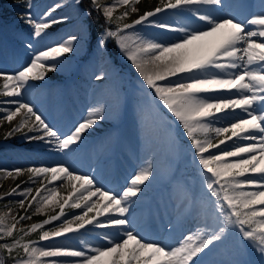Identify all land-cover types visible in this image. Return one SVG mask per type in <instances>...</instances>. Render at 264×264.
Wrapping results in <instances>:
<instances>
[{"label":"snow or ice","instance_id":"1","mask_svg":"<svg viewBox=\"0 0 264 264\" xmlns=\"http://www.w3.org/2000/svg\"><path fill=\"white\" fill-rule=\"evenodd\" d=\"M140 2L88 0L84 16L95 11L105 24L114 25L102 28L98 48L103 50L109 39L114 41L153 101L174 118L187 138L204 189L200 199L189 206L198 218L195 230L175 246H168L129 229L128 214L153 175L150 162L138 168L120 192L103 188L94 176L62 162L0 169V179H16L26 173L28 180L22 184L40 183L30 199L33 187L22 188L21 184L0 194V200L20 197L5 205L7 212L0 213V254H4L0 264H205L201 257L223 242L230 231L244 248L258 253L260 264H264V0L259 13L244 19L231 13L214 16L200 11V6L221 10L224 0H159L152 10L124 22L139 12ZM75 3L80 5L81 0ZM25 4L32 7L31 0ZM62 6L56 3L39 21L30 11L21 14V19L30 25L34 38H41L67 19L52 18ZM185 8L203 27L153 19L165 11ZM137 25L154 27L170 36L167 40L147 37L134 31ZM81 39V35H68L39 50L28 44L32 51L24 65L14 72L0 71V98H4L0 99V124L11 125L5 139L20 134L28 144L37 142L50 152L67 154L104 119L106 105L90 107L62 133L34 105L21 99L32 82L44 81L48 73L56 72L59 62L75 51ZM95 79L103 80L104 75L97 74ZM65 185L71 190L62 195L59 188ZM12 205L24 214H13ZM33 208L36 214L55 208L59 211L27 227H17L31 219L28 213ZM69 209H79L80 214L68 218ZM89 228L111 229L112 235L100 237L106 241L103 245L83 239L79 247L54 243ZM38 230V240L25 239ZM42 241L52 243L40 245Z\"/></svg>","mask_w":264,"mask_h":264},{"label":"rangeland","instance_id":"2","mask_svg":"<svg viewBox=\"0 0 264 264\" xmlns=\"http://www.w3.org/2000/svg\"><path fill=\"white\" fill-rule=\"evenodd\" d=\"M105 2H109V0H105ZM56 3L63 6L53 13L52 18L67 17V19L63 23L53 25L47 30V35L34 38L32 28L21 19V14L30 11L33 18L39 21L43 17V13ZM31 4L32 7L29 9L25 0H0V71L14 72L24 65L29 60V54L32 51L27 47L28 44H32L33 49L39 50L59 42L68 35H81L82 39L74 46L75 51L67 54L59 62L58 70L54 73H48L44 81L32 82L31 86L24 91L21 99L34 105L37 112L51 126L59 129L62 133L68 131L85 116L90 107L106 105V111L104 119L86 132L83 140L74 146L71 153L67 154L50 152L37 142L28 144L21 138L20 134L5 139V134L11 125L3 122L0 124V169L27 168L33 165H50L62 162L82 174L94 176L97 183L103 188L120 192L126 181L136 171L132 165H134L133 159L137 160V157L135 155L133 157V154L121 148L118 141L120 132L116 127L120 126L121 123L119 122L123 121L132 105L141 104V99L144 102L143 99L146 97L153 103L154 110L162 119L161 124L151 127L153 128L154 140L147 143L148 147L162 149L167 140L168 135L166 133H168L169 127L174 130L175 154L171 157L170 168L167 173H164L170 174L169 176L165 175L163 178L165 181L162 184L168 180L169 182L184 183L188 188L191 187L194 200H199L204 189L201 184V194L200 197H197L194 184L201 179L195 163L189 160L190 157H193V152L189 147L187 138L181 134L182 130L177 127L174 118L159 105L158 101H153L149 91L134 81L137 79V74L133 73L132 77V74L129 73V70L134 69L129 67L130 63L121 55L114 41L109 39L103 50L98 48L97 41L102 29L96 35L93 34L94 32L92 34L88 32V21L84 16L86 10L82 8L81 4L77 5L75 0H31ZM158 4L159 0H141L137 5L139 12L131 14L124 22L130 23L138 15L143 14L144 11L152 10ZM122 10V8L118 9L116 14L118 15ZM139 26L142 25H137L136 28ZM105 27L114 28V25H105ZM110 44H112L113 51L108 46ZM97 74H103L104 79L97 81L95 79ZM2 83L3 80L0 79V84ZM130 87L134 90L133 95L126 92ZM142 92L143 94H141ZM110 149L112 154L108 156ZM174 162H176L175 165ZM161 174L156 173L152 177L156 178ZM171 177L172 179H170ZM27 180L28 175L26 173L16 179H0V194L7 193L17 184H21L22 188L33 187V192L29 195L30 199L31 195L36 194L35 188L40 187V183L39 181L34 185L21 183ZM152 184V182L146 183L135 206L128 214V219L131 222L129 229L136 231L142 237L156 233L158 239H163L164 234H170L180 226H187V215H183L185 212L180 215L169 212L168 215L173 216L168 217L167 213L165 216L157 213V209L162 203L168 204L167 198L170 193L166 192L165 189L170 185L168 184L166 188L160 190L162 184L155 189L152 188ZM159 184L158 182L157 185ZM70 190L67 185L59 188L62 195H67ZM19 198L14 196L0 200V213L7 212L8 208L5 205H9L11 200ZM148 203L154 209L152 212L147 210ZM176 203L177 199L172 198L169 203L171 210L176 208ZM185 203L186 201L183 208H185ZM25 206H27V202ZM12 208L13 214H24L23 209H19L15 205H12ZM58 211L59 208H55L54 210H47L44 214H36L33 208L28 213L31 215V219L23 221L17 227H27L32 223L40 222ZM67 211L68 218H71L72 214H80L79 209ZM194 220L197 221V226L198 218L195 217ZM51 227V225L45 226V230ZM193 227V225L187 227L186 232L176 236L177 238L171 246H175L184 235L192 232ZM38 233L39 230L25 239L38 240ZM104 233L112 235V230L89 228L85 234H82V237L100 239ZM221 243L223 247L219 253L224 260L221 264H229L234 260L243 261V264H260L259 254L251 248H244L234 231H230ZM93 244L99 245L97 241Z\"/></svg>","mask_w":264,"mask_h":264},{"label":"bare ground","instance_id":"3","mask_svg":"<svg viewBox=\"0 0 264 264\" xmlns=\"http://www.w3.org/2000/svg\"><path fill=\"white\" fill-rule=\"evenodd\" d=\"M224 8L221 10H216L211 7H205L200 6L201 12H207L214 16H223L228 13H231L233 15H237L238 18L242 19L245 18L248 15H252L254 13H259L262 10V0H224ZM155 19L157 22H165V23H171V24H189L191 27H203V24L200 22H195L194 18L190 15V9H182L180 11H165L164 14H160L156 16ZM134 31L140 32L143 35L151 38H157L161 40H167V38L170 36L169 33L164 32L160 29L154 28V27H148V26H139L138 28H135ZM130 63V62H129ZM129 67L133 68L131 64H129ZM134 69V68H133ZM129 73L132 74L136 73L135 70H129ZM137 76V79H134V81L138 85H142L140 78ZM132 90V91H131ZM131 91V92H130ZM149 91V90H148ZM127 93L134 94V90L130 87L126 90ZM143 94V92L141 93ZM144 102L141 99V104L139 105H132V108L127 112L126 116L123 118V121L119 122L121 123L119 127H116V129L119 130V143L121 145V148H124L125 150L129 151L131 154H133L137 157V160L133 159L134 165L132 167H135L136 170L140 167L147 166V164L150 162L152 165V173L153 175H156V173H162L161 176H157L156 178L151 177L149 182H152V188L155 189L158 186H160L165 180L163 178L165 177L168 169L171 165V157L175 154V143L173 140L174 130L169 127L168 133H166L167 140L166 143L163 145L164 147L162 149L155 148L151 149V147H148V142H153V131L151 128L154 125H159L162 123L161 117H159V114L157 111L153 108V103L146 99V97L143 99ZM134 101V100H133ZM132 101V102H133ZM115 129V130H116ZM110 153L108 156H111L112 152L111 149L109 151ZM105 154V153H104ZM107 155V154H105ZM184 156V154H183ZM190 161H193L195 163L196 170L197 168V161L194 159V157L189 158ZM167 164V165H166ZM176 162H174V165ZM166 165V166H164ZM173 165V168H174ZM199 172V171H198ZM170 174V173H169ZM169 174H167L169 176ZM166 175V176H167ZM194 184V189H196L197 197H200V187H201V180H197ZM158 182L160 183L159 185ZM170 186L165 189L166 192L170 193V196L167 198L168 204L165 202L161 204V206L157 209V213H160L162 215H166L170 217L173 215H168L169 212L180 215L184 213L183 215H187V226H180L178 229H176L174 232H171L170 234L163 235V239H158L157 234H148V236L143 237L144 239L148 241H153L157 243H162L164 245L171 246V244L174 242V240L177 238L176 236L181 235V233H184L187 231V227L193 225L195 230L196 227V220L195 217L196 213L194 211L189 210V206L191 202L194 200L193 198V192L191 187L188 188L186 184L181 182H169ZM187 187V189L185 188ZM168 190V191H167ZM172 198L177 199V205L174 210L170 209V201ZM186 201L185 208L184 202ZM147 210L148 212H152L154 209L150 203L147 204ZM187 210V211H186ZM189 233V232H188ZM187 233V234H188ZM82 234H85L83 232ZM82 234H69L67 238H58L54 241L56 245L60 246H66V247H79L80 240H87L89 243L93 244L94 242H98L99 245H103L106 243V241L102 239H92L85 235V238L82 237ZM186 234V235H187ZM93 242V243H92ZM52 243V241H42L40 242V245H47ZM39 246V245H37ZM221 247H223L222 243H218L214 245L211 250L206 251V253L201 257V259L205 262V264H221V262H224L222 257H220V251Z\"/></svg>","mask_w":264,"mask_h":264},{"label":"trees","instance_id":"4","mask_svg":"<svg viewBox=\"0 0 264 264\" xmlns=\"http://www.w3.org/2000/svg\"><path fill=\"white\" fill-rule=\"evenodd\" d=\"M81 6L82 8L87 10L89 8L88 0H82ZM87 21L89 23V30L92 33L94 32V35H96L99 30H101L103 27H105V25H107L105 24L102 16H100L95 11H92L91 15L87 16ZM8 264H11V262L9 261Z\"/></svg>","mask_w":264,"mask_h":264}]
</instances>
